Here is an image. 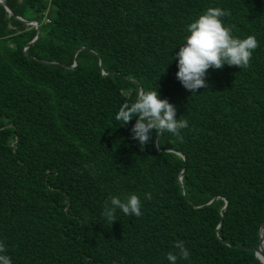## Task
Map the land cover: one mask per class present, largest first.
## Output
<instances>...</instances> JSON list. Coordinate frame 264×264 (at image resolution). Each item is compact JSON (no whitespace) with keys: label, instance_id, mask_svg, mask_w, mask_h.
<instances>
[{"label":"trees","instance_id":"16d2710c","mask_svg":"<svg viewBox=\"0 0 264 264\" xmlns=\"http://www.w3.org/2000/svg\"><path fill=\"white\" fill-rule=\"evenodd\" d=\"M2 2L0 242L12 264H169L178 241L190 255L176 264H262L264 0ZM209 7L259 46L192 93L175 57ZM140 90L188 122L179 136L153 130L143 151L138 117L115 119ZM131 194L142 215L108 223L105 201Z\"/></svg>","mask_w":264,"mask_h":264},{"label":"clouds","instance_id":"9594fccd","mask_svg":"<svg viewBox=\"0 0 264 264\" xmlns=\"http://www.w3.org/2000/svg\"><path fill=\"white\" fill-rule=\"evenodd\" d=\"M226 15L229 13L219 7H209L187 25L189 34L185 36L186 42L179 47L175 57L178 60L176 77L192 93L208 88L206 74L210 68L222 69L225 65L240 69L248 67L254 50L259 46L255 36L249 35L243 39L234 37L231 29L223 24L222 17ZM176 112V107L167 99H161L157 90H140L133 102H125L120 106L115 119L124 125L138 117L131 133L132 139L139 142L143 151L153 130L158 137L164 132L179 136L180 131L188 127L187 120L178 119ZM156 143L159 147L158 139ZM145 198L151 199V194L145 193ZM117 210L126 216L140 217L139 196L131 194L123 199L119 196L110 197V203L105 201L102 216L112 224L117 220ZM175 248L178 249L177 253L169 252L166 255L169 264H176L178 258L187 259L190 255L183 242L178 241ZM6 252L5 244L0 242V264H12Z\"/></svg>","mask_w":264,"mask_h":264},{"label":"water","instance_id":"95a60500","mask_svg":"<svg viewBox=\"0 0 264 264\" xmlns=\"http://www.w3.org/2000/svg\"><path fill=\"white\" fill-rule=\"evenodd\" d=\"M0 4L3 5V2H0ZM6 10L11 13V11L7 7H6ZM181 175L179 177V180L181 178ZM260 234H261V236H260V245H259V248L255 251V256L258 258V260L262 264H264V221H263V223L261 225V228H260Z\"/></svg>","mask_w":264,"mask_h":264},{"label":"bare ground","instance_id":"6f19581e","mask_svg":"<svg viewBox=\"0 0 264 264\" xmlns=\"http://www.w3.org/2000/svg\"><path fill=\"white\" fill-rule=\"evenodd\" d=\"M0 2H2V1L0 0Z\"/></svg>","mask_w":264,"mask_h":264}]
</instances>
